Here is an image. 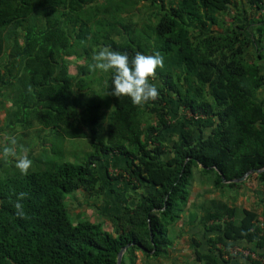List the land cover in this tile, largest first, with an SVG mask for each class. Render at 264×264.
<instances>
[{
    "label": "trees",
    "instance_id": "1",
    "mask_svg": "<svg viewBox=\"0 0 264 264\" xmlns=\"http://www.w3.org/2000/svg\"><path fill=\"white\" fill-rule=\"evenodd\" d=\"M142 1L0 0V95L12 104L0 133L18 124L30 129L32 117L43 130L89 137L92 147L80 164L33 156L25 175L3 159L0 264H117L129 244L121 264H138V252L166 255L194 183L241 188L245 182L225 184L222 176L232 181L264 169V0H145L155 10L139 28L124 14ZM105 46L129 58L136 52L163 57L150 78L155 100L133 105L126 96L108 95L111 74L88 68ZM71 57L87 61L76 75ZM99 90L114 107L107 127ZM182 109L204 120L175 126L171 116ZM175 127L179 137L168 143ZM112 155L128 160L123 170L134 190L148 188L112 217L115 235L80 216L73 222L67 206L69 194L102 186L95 166ZM252 177L264 187V171ZM20 192L23 216L14 208ZM201 223L218 235L199 261L225 262L220 246L228 252L239 242L264 249V211L212 200Z\"/></svg>",
    "mask_w": 264,
    "mask_h": 264
},
{
    "label": "rangeland",
    "instance_id": "2",
    "mask_svg": "<svg viewBox=\"0 0 264 264\" xmlns=\"http://www.w3.org/2000/svg\"><path fill=\"white\" fill-rule=\"evenodd\" d=\"M101 2L102 0H100L99 3ZM153 10H155V8H151L149 3L144 0L138 4V7H136L133 12L124 14V18L126 19V22L132 19L134 23H138L139 28H142V26L146 24L145 17L153 13ZM212 29L218 32L221 31V29L217 26H214ZM68 60L70 64V73L72 75H76L80 67L87 65L86 60H82L77 57H71ZM97 76L99 77L101 75L97 74ZM95 82H97V79H95ZM98 93L102 96L103 101V107L100 112L102 116V123L105 127H107L109 124V115L111 111H113L114 107L113 105H110L111 102L105 92L99 90ZM259 96H264V89L259 92ZM174 108L175 106H173V109ZM30 120L33 122V126H31L30 129H25L18 124L15 126V129L5 130L7 133H2L3 135L0 133V147L7 144V139L9 137H15L17 140L16 151L18 154H25L27 150L31 151V149L34 148L36 158H41L47 154L50 156V159L48 160L52 163H57L56 165L62 163L63 161L74 164L83 163L87 156L92 152L91 140L89 137L76 139L71 137L69 138L56 130H43L37 124L35 119L31 117ZM191 120L193 122H198L197 119H192V114L183 109L177 110V112L173 113L171 116V122L175 126H179L182 122H190ZM152 122L155 123L156 120L152 119ZM174 130L176 132L167 133V138L165 139H167L168 143H173L179 137L178 128L175 127ZM37 148H39V152H37ZM120 157L123 158L119 155H112L98 167L95 166L96 171L104 179L102 186L96 189L95 192L87 194L86 192L80 190L67 196V206L73 222L77 223L80 216V218L89 219L94 223H102L105 230L115 235L116 230L114 224L112 223V217L118 216L122 212L123 206L135 202V198L139 197L144 192H148V188L146 186L140 187L138 190H134L132 188L128 180V175L123 170V162L119 164V162L123 161L120 160ZM4 160L3 158H0V170L4 164ZM10 160L12 161L11 158ZM10 160L8 159L5 161L9 163L11 162ZM35 168H37V166L33 165L32 170ZM120 174H122L123 177L116 178ZM244 182L245 184L238 190V192H244L246 197H248V180H245ZM226 191L227 190L223 192ZM203 192H207L204 194L205 196H197ZM212 192L220 191H217L209 185H201L197 182L194 183L191 188L189 200L190 204L192 202L193 204L189 206H195L198 202L201 203L204 198L211 197L210 195H213ZM120 193L127 194V204L123 203V205L119 208V200L121 197L118 198L117 195ZM239 215L241 217L240 213ZM183 222L184 221L181 219V221L177 224L178 227H176L173 232L169 233V237L171 239L173 238V244L168 249V254L160 256L157 260H154L152 258L145 257L142 252H138V264H199L196 262V258L201 253V249L203 251L204 249L202 247L201 249L200 247L196 248L193 242L203 241L204 235L197 229V231L191 230V228L185 226ZM234 246L242 248L245 253L242 254L239 252L237 253L238 255H235L236 253L234 252L232 254L227 252L229 254L224 259L229 261L232 256H234V258L247 259L246 253L248 247H244V245L239 244H235ZM222 264L226 263L223 262Z\"/></svg>",
    "mask_w": 264,
    "mask_h": 264
},
{
    "label": "clouds",
    "instance_id": "3",
    "mask_svg": "<svg viewBox=\"0 0 264 264\" xmlns=\"http://www.w3.org/2000/svg\"><path fill=\"white\" fill-rule=\"evenodd\" d=\"M91 61L88 65L90 71L98 70L111 74L108 95L117 98L126 96L133 105H143L158 97L157 86L150 80L156 69L163 66V57L158 52L150 55L136 52L129 58L127 52L115 51L105 46L92 54ZM16 146V138L9 137L7 144L0 147V158L5 160L12 158L15 169L25 175L32 165V160L26 154H18ZM25 195L24 192L17 193L14 208L18 216L24 215L20 201Z\"/></svg>",
    "mask_w": 264,
    "mask_h": 264
},
{
    "label": "crops",
    "instance_id": "4",
    "mask_svg": "<svg viewBox=\"0 0 264 264\" xmlns=\"http://www.w3.org/2000/svg\"><path fill=\"white\" fill-rule=\"evenodd\" d=\"M243 1L245 2L246 0H243ZM11 106H12L11 102L9 100H6L4 96L0 95V129H4V128L6 129L7 110H9ZM2 133L5 134V132H2ZM38 149L39 148H37V152H39ZM25 154H27V156L30 159H32V157L35 156L34 148L31 149V151L27 150ZM120 160H123V161L119 162V164L123 162V167H126L128 160L124 157L121 158ZM239 189L240 188L225 189L227 190L226 192H223L217 189V191H220V192H212L213 195H210L211 197L204 198L203 201H201V203L198 202L197 205L191 206V207L189 205H192L193 202L190 204V201H189L188 207L186 209V213L184 212L185 215L184 213L181 215L182 216L181 219L184 221L183 223L185 224V226L190 227L191 230L197 229L203 233L204 235L203 241L198 242L199 246L195 245L196 248L200 247L201 249L202 247L204 249V251L201 249V253L199 255L207 254L210 252V248H211L210 240L214 239L215 236L218 235V233L216 232H211V231H208L206 228H203V225L201 223V219L203 217L204 212L206 211V207L208 203L211 202L212 200L224 202L228 204L231 208H237L239 210L247 209L250 211H255L260 215L263 213L264 211V187L262 186V184L254 177H252L251 179H248V197H246L244 192H238ZM231 191H234V192H231ZM145 193L146 192L142 194H145ZM205 193L207 192L200 193L197 196H201V197L205 196L204 195ZM126 195L127 194H123V193H120L117 195L118 198L121 197L119 200L120 201L119 208L123 205V203L127 204ZM176 227H178V225H176L175 228ZM174 229L171 230L170 232H173ZM237 244L244 245V247H248L250 251H254V252L259 251L254 245L247 243V242H239ZM220 248L223 251V259H224L225 256L228 255L229 253H227L226 249L223 248L222 246H220ZM198 256L196 258L197 263L207 264L203 261H199ZM159 257L152 258V259L157 260ZM223 262L224 261L221 260L220 264H222ZM225 263L226 264H252V261L249 258L247 259L234 258V256H232L231 260L229 261L225 260Z\"/></svg>",
    "mask_w": 264,
    "mask_h": 264
},
{
    "label": "water",
    "instance_id": "5",
    "mask_svg": "<svg viewBox=\"0 0 264 264\" xmlns=\"http://www.w3.org/2000/svg\"><path fill=\"white\" fill-rule=\"evenodd\" d=\"M263 171H264V169H262V170L253 169L250 172H248L246 175H244L243 177H241L239 179H236V180H232V181H227L224 176H222V178H223V182L225 184L242 183L245 180H247L250 175L258 174V173H261ZM220 174L222 175V173H220ZM149 226H150L151 238H152V241H153L154 235H153V232H152L151 223H149ZM133 244H135V243H133ZM128 247H130V244L121 249V251H120V253L118 255L117 264H121L122 263L123 256H124L126 250L128 249ZM155 252H156V246L154 245V250H153L152 254L155 253Z\"/></svg>",
    "mask_w": 264,
    "mask_h": 264
},
{
    "label": "built area",
    "instance_id": "6",
    "mask_svg": "<svg viewBox=\"0 0 264 264\" xmlns=\"http://www.w3.org/2000/svg\"><path fill=\"white\" fill-rule=\"evenodd\" d=\"M186 112H189V111H186ZM190 113V112H189ZM191 114V113H190ZM192 119L194 120V119H197V120H204V118L203 117H201V118H199V117H197V116H194L193 114H192ZM0 138H1V134H0ZM246 250V249H245ZM236 253L235 255H238L237 253H245V251L242 249V248H238V247H235V246H233V247H231L230 249H229V253L230 254H232V253ZM246 255H247V258H250V259H252V260H257V261H260L261 263H263L264 264V249H262L261 251H259L258 253L257 252H252V251H250L249 249L247 250V253H246ZM227 256V255H226ZM225 256V257H226Z\"/></svg>",
    "mask_w": 264,
    "mask_h": 264
}]
</instances>
